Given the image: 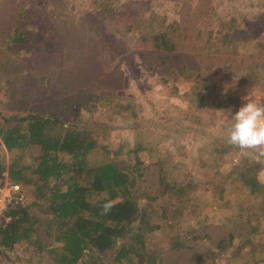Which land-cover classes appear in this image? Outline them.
I'll list each match as a JSON object with an SVG mask.
<instances>
[{
  "label": "trees",
  "instance_id": "1",
  "mask_svg": "<svg viewBox=\"0 0 264 264\" xmlns=\"http://www.w3.org/2000/svg\"><path fill=\"white\" fill-rule=\"evenodd\" d=\"M90 2L92 9L81 11L100 30L105 47L121 52L120 40L131 44L128 36L135 31L140 57L194 85L208 82L213 88L238 80L235 74L247 67L257 74L264 71V14L225 31L223 21L209 25L219 15L213 0H164L161 4L167 6L157 8L144 0ZM76 10L73 0H0V184L7 176L22 187L29 185L33 196L9 203L3 212L0 264H9V250L20 241L39 252L48 250L60 264H79L86 255L89 263L81 264H174L172 253L182 262L216 264L213 258L201 261L195 253L187 257L184 252L194 250L187 244L167 255L147 251L146 236L158 223L145 218L144 209L142 222L133 226L139 210L135 200L158 194L143 192L147 173L140 159L128 167L106 159L95 171L88 150L80 146L84 130L75 107L102 97L98 87L105 78L93 46L77 30ZM238 38H257L254 49L236 51L232 43ZM235 166L238 188L262 192L249 161ZM220 185L216 181L215 187ZM172 188L165 181L163 191ZM105 195L113 207L102 214ZM263 213L248 214L241 207L228 223L204 225L200 233L211 242L209 254L216 256L233 245L236 236L254 252L260 245L254 221L263 224L258 220ZM119 238L127 240L118 246Z\"/></svg>",
  "mask_w": 264,
  "mask_h": 264
},
{
  "label": "rangeland",
  "instance_id": "2",
  "mask_svg": "<svg viewBox=\"0 0 264 264\" xmlns=\"http://www.w3.org/2000/svg\"><path fill=\"white\" fill-rule=\"evenodd\" d=\"M73 1L80 13L77 30L93 46L102 70L100 75L105 78V83L98 87L104 94L102 97L75 107L84 130L80 146L88 150L95 171L106 159H114L121 167L140 159L147 173L143 192L158 194L153 199L143 194L135 200L139 210L132 225L136 227L142 222L145 210L148 212L145 218L158 223L146 236L147 251L167 255L187 244L194 250L188 248L184 252L186 256L195 253L203 262H211L213 258L216 264H264V213L258 219L263 224L258 225L254 219L255 227L260 229L255 235L256 241L261 245L254 252L236 236L233 245L212 256L209 254L211 242L200 233L204 225L211 228L230 222L231 216L237 218L241 207L248 214L264 210V157L245 155L224 136L232 123L231 116L246 103L241 97L250 91L264 94L261 80L264 71L257 74V70L247 67L235 74L238 80L216 83L213 88L208 82L194 85L173 71L151 67L140 57L137 52L141 46L135 42V31H130L128 36L131 44L125 38L120 40L124 45L121 52L105 47L100 30L90 26L86 11H81L92 9L90 0ZM144 1L156 8L167 6L165 2L161 4L164 0ZM213 1L219 15L209 25L217 26L223 21L225 31L264 14V0ZM260 34L264 40V27L260 28ZM256 41L257 38H238L232 46L240 53L249 52ZM38 151L37 146L34 154ZM9 155L6 151V159ZM245 161L256 170L262 192L253 193L247 187L240 189L239 181L233 180L236 162ZM215 178V183L221 181L220 186L215 187ZM6 180L11 179L6 176L4 183ZM134 180L133 185L138 178L135 176ZM165 181L173 188L163 191ZM21 188L24 202L33 199L29 185ZM2 217L1 213L0 223ZM126 240L119 238L118 246ZM9 255V264H60L48 250L39 252L24 241L17 242ZM171 255L169 258L174 264H190V260L182 262L177 253ZM83 261L89 263V255ZM195 262L200 261L192 263Z\"/></svg>",
  "mask_w": 264,
  "mask_h": 264
},
{
  "label": "clouds",
  "instance_id": "3",
  "mask_svg": "<svg viewBox=\"0 0 264 264\" xmlns=\"http://www.w3.org/2000/svg\"><path fill=\"white\" fill-rule=\"evenodd\" d=\"M241 99L246 103L231 116L232 123L224 136L229 144L243 150L245 155L264 157V94L250 91ZM104 200L102 214H107L113 203L107 195Z\"/></svg>",
  "mask_w": 264,
  "mask_h": 264
},
{
  "label": "built area",
  "instance_id": "4",
  "mask_svg": "<svg viewBox=\"0 0 264 264\" xmlns=\"http://www.w3.org/2000/svg\"><path fill=\"white\" fill-rule=\"evenodd\" d=\"M24 198L25 194L22 192L21 184L6 180V183L0 184V214H3L9 203L24 202Z\"/></svg>",
  "mask_w": 264,
  "mask_h": 264
}]
</instances>
